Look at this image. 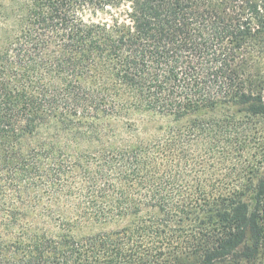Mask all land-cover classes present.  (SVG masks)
I'll use <instances>...</instances> for the list:
<instances>
[{
    "label": "trees",
    "instance_id": "obj_1",
    "mask_svg": "<svg viewBox=\"0 0 264 264\" xmlns=\"http://www.w3.org/2000/svg\"><path fill=\"white\" fill-rule=\"evenodd\" d=\"M0 264H264V0H0Z\"/></svg>",
    "mask_w": 264,
    "mask_h": 264
}]
</instances>
